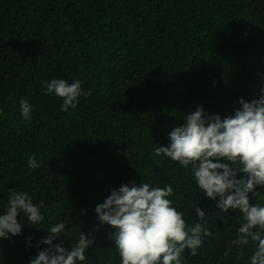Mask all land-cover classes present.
Here are the masks:
<instances>
[{
  "label": "trees",
  "instance_id": "obj_1",
  "mask_svg": "<svg viewBox=\"0 0 264 264\" xmlns=\"http://www.w3.org/2000/svg\"><path fill=\"white\" fill-rule=\"evenodd\" d=\"M52 79L79 80L89 94L63 111L62 98L44 94ZM262 88L264 0H0V216L10 189L44 202L40 223L21 211V233L0 238V264H30L61 222L66 230L53 245L71 250L83 232L93 239L84 264H121L115 230L95 208L133 181L172 185L168 198L189 227L202 223L196 206L206 213L213 235L197 255L186 249L182 264H250L256 244L239 259L230 244L239 210L222 212L191 166L154 149L168 146L198 107L223 118ZM21 99L32 106L29 120ZM256 192L250 203L264 206V188Z\"/></svg>",
  "mask_w": 264,
  "mask_h": 264
},
{
  "label": "clouds",
  "instance_id": "obj_2",
  "mask_svg": "<svg viewBox=\"0 0 264 264\" xmlns=\"http://www.w3.org/2000/svg\"><path fill=\"white\" fill-rule=\"evenodd\" d=\"M55 93L63 99L62 110L75 109L78 97L87 96L81 82L68 83L64 79L46 82L45 95ZM239 107L233 115L221 117L209 115L204 108L186 114L185 123L169 133L170 144L156 147V156L164 155L178 162L183 168L191 166L197 187L215 201L222 212L239 210L242 223L237 228L236 239L231 245L239 246L237 258L243 256V248L256 244L250 264H264V206L251 204L249 194L257 197V187L264 188V88L261 96L251 102L240 98ZM21 116L31 118L32 106L24 99L20 101ZM28 166L38 168L35 156L28 158ZM243 174L242 178H238ZM7 212L0 216V238L19 235L22 231L17 216L22 211L29 224L36 225L44 217L40 209L44 202L34 204L26 192L9 190ZM174 195L173 186L161 188L135 181L112 190L106 200L95 208L101 224L110 225L115 231L114 240L121 264H182L187 249L197 255L204 238L212 236L206 228V213L195 208L202 223L189 227L183 213L172 206L168 197ZM258 229V230H257ZM66 230L65 223L50 227L48 236L39 241L49 245L40 250L30 264H84L86 250L93 243L81 232L78 242L71 250L61 244L53 245ZM231 248L225 250V257Z\"/></svg>",
  "mask_w": 264,
  "mask_h": 264
}]
</instances>
